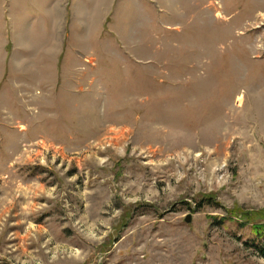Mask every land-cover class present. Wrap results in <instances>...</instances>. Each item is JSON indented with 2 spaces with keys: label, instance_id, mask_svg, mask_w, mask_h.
I'll return each mask as SVG.
<instances>
[{
  "label": "rangeland",
  "instance_id": "1",
  "mask_svg": "<svg viewBox=\"0 0 264 264\" xmlns=\"http://www.w3.org/2000/svg\"><path fill=\"white\" fill-rule=\"evenodd\" d=\"M261 226L264 0H0V264H264Z\"/></svg>",
  "mask_w": 264,
  "mask_h": 264
},
{
  "label": "trees",
  "instance_id": "2",
  "mask_svg": "<svg viewBox=\"0 0 264 264\" xmlns=\"http://www.w3.org/2000/svg\"><path fill=\"white\" fill-rule=\"evenodd\" d=\"M210 199H206L203 202L197 203V208L200 209L203 205H210ZM253 235H255V240H253V248L255 249L257 255L264 260V226L253 227Z\"/></svg>",
  "mask_w": 264,
  "mask_h": 264
},
{
  "label": "water",
  "instance_id": "3",
  "mask_svg": "<svg viewBox=\"0 0 264 264\" xmlns=\"http://www.w3.org/2000/svg\"><path fill=\"white\" fill-rule=\"evenodd\" d=\"M190 220V218L188 217L187 219H186V221L188 222Z\"/></svg>",
  "mask_w": 264,
  "mask_h": 264
}]
</instances>
